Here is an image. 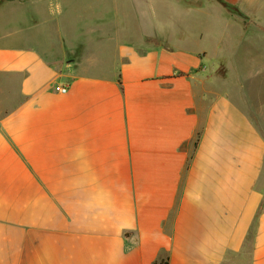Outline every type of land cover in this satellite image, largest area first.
Here are the masks:
<instances>
[{
  "label": "crops",
  "instance_id": "crops-1",
  "mask_svg": "<svg viewBox=\"0 0 264 264\" xmlns=\"http://www.w3.org/2000/svg\"><path fill=\"white\" fill-rule=\"evenodd\" d=\"M52 1L0 0V264H264V0H151L111 76L36 39ZM192 14L257 31L255 105Z\"/></svg>",
  "mask_w": 264,
  "mask_h": 264
},
{
  "label": "rangeland",
  "instance_id": "rangeland-1",
  "mask_svg": "<svg viewBox=\"0 0 264 264\" xmlns=\"http://www.w3.org/2000/svg\"><path fill=\"white\" fill-rule=\"evenodd\" d=\"M179 1H181L184 6L188 7L182 0ZM113 2L114 0H53L51 4H48V7L45 6L42 9L44 19H47L44 23L48 24H42V26H46V29L40 31V34L36 36V39L44 40L46 37L45 32L48 31L50 34V40L56 44V51H60V46H62L60 45V42L64 39L67 42L68 50H75L80 44H85L88 55L84 56V64L86 67L88 65L95 67L89 70V73L111 76L119 55V46L121 44L125 46V40L129 39L125 35H122L124 31L128 29V25L130 28H139L140 21L143 19L141 15L144 10L149 7L153 8V6L155 9L159 7L155 4L156 2L152 4L153 1L151 0H120V3L122 2L121 5L123 6L122 9L125 11H121L120 14L116 15V11H113V6L111 5ZM170 9H163L161 13H167V15H170L172 13V10ZM51 13H53L52 18L54 17V21H50L49 19ZM224 13L226 16L232 17L233 19L239 18L238 21L241 25L243 24L246 29H254L252 26L254 21L239 17V12L236 8L230 6L228 9H225ZM217 14H219V12ZM187 18L188 19L186 20L185 17V20L187 21L186 23L189 25L194 24L195 28L200 27L199 29L203 36L201 38L198 37L197 39L192 38L190 42L191 44L186 45V49H206L210 52V55H212V61L207 65L211 68L212 64H216V77L223 78L225 75L226 64L224 62L221 63L223 58H226L229 62L231 60L230 63H232L234 69L230 72V80L224 84L231 83L226 85V87L232 88V91L236 94L239 87H242L247 100L255 105L254 103H256V92L258 88L255 76V63L257 58H260L256 44L259 42V39H261L257 36V31L254 33L245 31V33L248 34L242 37V29L240 31L238 28H235L237 26L231 24V27L228 30L226 26L227 24L222 19H216L215 17L208 18L203 15L202 17H197L196 14L189 15ZM166 23L168 25L172 24L173 26L175 24L173 20H169ZM157 24L160 25L158 22ZM162 24L164 23L162 22ZM100 29L108 35L107 37H103L104 40L100 39V31H102ZM117 32H121V34L115 36V41L109 40L110 38H113L112 34ZM176 32H178V28H176ZM193 34H195V31L192 32V36H195ZM240 37H242V39ZM119 40L122 42L118 46ZM135 40L138 41L137 44H141L139 42H141L142 39ZM233 40H237L238 43L239 40L243 42L236 44L232 42ZM238 71L243 73V75L240 76L242 81L241 84L238 83L239 81H236V78H240L237 77V75H239L237 74ZM233 92L232 94H234ZM252 119L254 120V116Z\"/></svg>",
  "mask_w": 264,
  "mask_h": 264
},
{
  "label": "trees",
  "instance_id": "trees-1",
  "mask_svg": "<svg viewBox=\"0 0 264 264\" xmlns=\"http://www.w3.org/2000/svg\"><path fill=\"white\" fill-rule=\"evenodd\" d=\"M184 2L185 5H187L188 7H199L201 6V4L197 1H194V0H182ZM200 4V5H199ZM223 7L225 9H228L230 6L226 3H222ZM158 264H167V262H161V263H158Z\"/></svg>",
  "mask_w": 264,
  "mask_h": 264
},
{
  "label": "built area",
  "instance_id": "built-area-1",
  "mask_svg": "<svg viewBox=\"0 0 264 264\" xmlns=\"http://www.w3.org/2000/svg\"><path fill=\"white\" fill-rule=\"evenodd\" d=\"M55 89L57 92H59L61 94H66L68 92V88L65 85H58V86H56Z\"/></svg>",
  "mask_w": 264,
  "mask_h": 264
}]
</instances>
